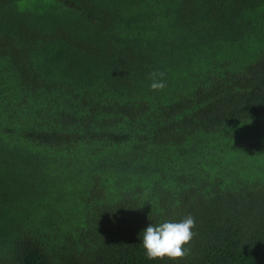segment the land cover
<instances>
[{"label": "trees", "instance_id": "trees-1", "mask_svg": "<svg viewBox=\"0 0 264 264\" xmlns=\"http://www.w3.org/2000/svg\"><path fill=\"white\" fill-rule=\"evenodd\" d=\"M189 214L175 264H264V0H0V264H174Z\"/></svg>", "mask_w": 264, "mask_h": 264}, {"label": "clouds", "instance_id": "clouds-1", "mask_svg": "<svg viewBox=\"0 0 264 264\" xmlns=\"http://www.w3.org/2000/svg\"><path fill=\"white\" fill-rule=\"evenodd\" d=\"M150 79L152 91H162L167 86L163 72L150 73ZM195 228V218L190 214L178 222L165 220L149 225L141 234L145 258L149 261L167 259L174 264L185 259L190 254Z\"/></svg>", "mask_w": 264, "mask_h": 264}]
</instances>
